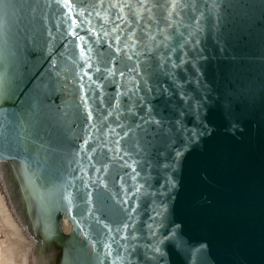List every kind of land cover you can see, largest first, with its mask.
Listing matches in <instances>:
<instances>
[{"label": "water", "instance_id": "obj_1", "mask_svg": "<svg viewBox=\"0 0 264 264\" xmlns=\"http://www.w3.org/2000/svg\"><path fill=\"white\" fill-rule=\"evenodd\" d=\"M0 220L16 264H264V0H0Z\"/></svg>", "mask_w": 264, "mask_h": 264}, {"label": "rangeland", "instance_id": "obj_2", "mask_svg": "<svg viewBox=\"0 0 264 264\" xmlns=\"http://www.w3.org/2000/svg\"><path fill=\"white\" fill-rule=\"evenodd\" d=\"M11 232L12 231L8 229L0 220V245L1 247H3H0V253H2L0 256V260L1 262L3 261L2 263L0 262L1 264H16L17 253L20 251V249L24 248L27 245L21 240L12 239Z\"/></svg>", "mask_w": 264, "mask_h": 264}, {"label": "bare ground", "instance_id": "obj_3", "mask_svg": "<svg viewBox=\"0 0 264 264\" xmlns=\"http://www.w3.org/2000/svg\"><path fill=\"white\" fill-rule=\"evenodd\" d=\"M24 243H25V242H24ZM25 244H27V243H25ZM0 247H1V245H0ZM1 248H3V247H1ZM1 248H0V251H1ZM5 249H6V248H5ZM1 254H2V253H0V256H1ZM4 254H5V253H4ZM4 257H5V256H4ZM4 257H3V258H4ZM0 259H1V258H0ZM2 260H3V259H2ZM4 260H5V259H4ZM6 260H7V258H6ZM0 262H1V260H0ZM2 262H3V261H2ZM2 262H1V263H2ZM5 262H7V261H5ZM1 263H0V264H1ZM10 263H11V262H10Z\"/></svg>", "mask_w": 264, "mask_h": 264}]
</instances>
